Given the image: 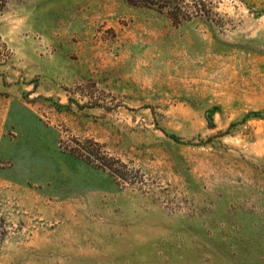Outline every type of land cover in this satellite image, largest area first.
Returning <instances> with one entry per match:
<instances>
[{
    "label": "rangeland",
    "instance_id": "374dc122",
    "mask_svg": "<svg viewBox=\"0 0 264 264\" xmlns=\"http://www.w3.org/2000/svg\"><path fill=\"white\" fill-rule=\"evenodd\" d=\"M0 264H264V0H0Z\"/></svg>",
    "mask_w": 264,
    "mask_h": 264
},
{
    "label": "trees",
    "instance_id": "16d2710c",
    "mask_svg": "<svg viewBox=\"0 0 264 264\" xmlns=\"http://www.w3.org/2000/svg\"><path fill=\"white\" fill-rule=\"evenodd\" d=\"M97 157V156H96Z\"/></svg>",
    "mask_w": 264,
    "mask_h": 264
}]
</instances>
